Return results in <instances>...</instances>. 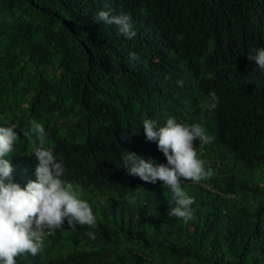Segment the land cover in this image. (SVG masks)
Masks as SVG:
<instances>
[{
	"label": "trees",
	"instance_id": "trees-1",
	"mask_svg": "<svg viewBox=\"0 0 264 264\" xmlns=\"http://www.w3.org/2000/svg\"><path fill=\"white\" fill-rule=\"evenodd\" d=\"M100 10L129 14L137 35L94 22ZM259 47L264 0H0V126L20 137L8 159L30 167L23 131L36 119L96 217L95 239L65 222L17 264H264V71L247 58ZM199 65L213 76L196 95L176 81L187 86ZM213 91L218 106L202 110ZM169 116L215 137L194 141L214 175L182 182L194 199L187 223L167 215L162 182L129 175L121 159L166 164L142 121ZM13 180L22 186L21 172Z\"/></svg>",
	"mask_w": 264,
	"mask_h": 264
},
{
	"label": "clouds",
	"instance_id": "clouds-1",
	"mask_svg": "<svg viewBox=\"0 0 264 264\" xmlns=\"http://www.w3.org/2000/svg\"><path fill=\"white\" fill-rule=\"evenodd\" d=\"M94 22L116 26L119 34L128 40L137 35L129 14L113 15L110 10H100ZM183 57H186L182 58L184 61L190 59L187 55ZM127 58L137 63L141 59L134 51ZM247 58L255 62L256 69L264 71V47L251 48ZM191 75L193 78L189 79L187 86L182 87V79L176 83L181 88L193 89L197 95L196 86L212 82L213 71L199 65ZM218 103L219 98L213 91L200 107L214 111ZM185 108L191 111L190 102L185 104ZM29 123L30 130L23 131V137L32 147L30 167L15 165L16 169L8 159L20 140L15 131L16 125L0 126V264H17L18 256L41 253L44 237L56 230L63 231L65 222L73 231L77 226H87L90 230L85 234L95 239V232L91 229L96 227V217L89 202L81 198L83 192L80 185L67 179V160L60 157L57 160L55 149L45 146L46 132L42 123L36 119ZM142 125L146 138L157 143L167 163L145 160L127 150L121 156L124 168L129 175L144 182H162L164 189L172 193L167 215L187 223L193 218L191 205L194 199L184 190L182 182L199 184L214 175V171L206 168V162L198 156L194 141H199V148L203 149L213 143L215 137L207 132L202 123L178 122L174 116H169L162 126L154 119H144ZM121 139L126 141L129 136L125 133ZM14 171L21 172L22 186L14 182ZM89 188L87 193L91 194Z\"/></svg>",
	"mask_w": 264,
	"mask_h": 264
}]
</instances>
